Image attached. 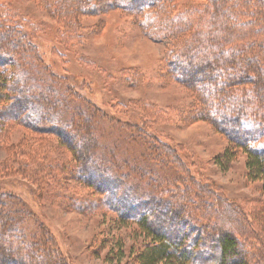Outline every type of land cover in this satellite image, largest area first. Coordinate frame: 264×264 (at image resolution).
I'll return each mask as SVG.
<instances>
[{"label": "trees", "instance_id": "obj_1", "mask_svg": "<svg viewBox=\"0 0 264 264\" xmlns=\"http://www.w3.org/2000/svg\"><path fill=\"white\" fill-rule=\"evenodd\" d=\"M35 1L63 21L64 36L80 30V16L116 11L148 38L167 42L154 81L182 86L191 103L184 109L140 100L98 105L66 82L71 74L64 77L44 62L17 22L24 21L0 4V136L22 127L54 138L48 147L70 153L56 160L22 141L0 164V179L19 172L36 181L41 193V186L51 188L69 211L114 214L115 226H136L138 242L127 264H264V206L257 203L249 213L240 208L152 129L154 121L167 118L181 125L206 122L227 141L216 159L230 162L244 154L246 177L264 187V0H207L178 15L172 13L177 0ZM102 26L103 21L94 28ZM50 53L62 61L61 47ZM120 72L129 85L143 80L134 67ZM130 110L138 121L117 117ZM105 119L108 126L100 129ZM108 130H118L114 142ZM37 155L45 164L26 173ZM69 182L82 185L86 194L62 195ZM21 205L18 195L0 189V264H72L47 227L37 224L28 232L21 225L28 215ZM103 246L101 241L99 250Z\"/></svg>", "mask_w": 264, "mask_h": 264}, {"label": "rangeland", "instance_id": "obj_2", "mask_svg": "<svg viewBox=\"0 0 264 264\" xmlns=\"http://www.w3.org/2000/svg\"><path fill=\"white\" fill-rule=\"evenodd\" d=\"M206 1L177 0L174 3L176 9L172 13L178 15V11H183L184 7L188 6L201 8ZM0 4L7 7L18 20L24 21L25 24H22L16 20L24 31L31 34V40L39 46L44 62L51 64L52 69L64 77L67 73L71 74L73 79H67L66 82L77 89L80 88L83 96L88 99L93 100L92 97H95L98 105L109 101H121L132 106L133 101L140 100L175 109L190 106V95L182 86L175 83L162 86L154 81L156 69L166 53L167 42H156L148 38L118 12L80 16L78 18L80 30L77 32L73 29L64 36L66 27L61 25L63 21L56 19L54 14L50 15L35 0H0ZM101 21L103 26L97 32L94 27ZM28 25H31L30 28L34 26V32H30ZM74 32L80 36L74 35ZM54 46L63 49L61 62L50 53ZM125 67L139 69L143 73V80L133 81L136 86L127 84L124 81L126 74L120 72V69ZM81 79H84L85 83ZM86 84L90 85L89 88ZM103 110L111 115L110 111ZM133 111L128 112L129 116L119 112L122 115L117 117L121 120L132 117L138 121L140 116H136L137 111L136 115L132 116ZM167 119L163 122L154 121L152 129L160 137L167 138L177 146L178 153L187 164H190L191 170L213 184L218 191L248 213L257 203L264 206L263 183L246 177L244 154H239L230 162L218 161L216 158L226 148L227 141L209 124L194 121L188 125H181ZM101 124L100 129L108 126L107 119ZM116 132L118 130L106 131L113 142L117 138ZM0 138V164L12 155L14 147H10L22 141H29L34 150L46 152L45 155L49 158L65 160L70 157V153L61 147L55 149L54 145L47 146L46 141L54 138L28 132L22 127L11 128ZM46 160L43 156L37 155L35 164L30 160L27 162V171L23 170L32 173V170L36 171L37 165L45 164ZM2 176L5 177L0 179V189L16 194L23 200L24 206H21L28 215L21 225L28 232L35 231L37 224L47 227L54 234L61 252L68 255L72 264H127L130 250L138 242L134 240L138 229L136 226L133 224L123 228L115 226L112 223L114 214L102 212L86 216L69 211L64 206L65 200L55 196L51 188L41 186V193L36 181H31L19 172ZM86 192L87 190L76 182H69L61 190L62 195H83ZM17 207L21 208L19 204ZM141 239L143 238H139V241ZM101 241L104 246L99 250ZM118 246L121 250L117 251ZM120 252L123 253L121 259Z\"/></svg>", "mask_w": 264, "mask_h": 264}]
</instances>
